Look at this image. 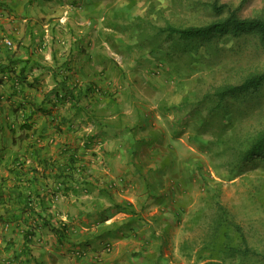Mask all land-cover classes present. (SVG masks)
I'll use <instances>...</instances> for the list:
<instances>
[{"label":"crops","instance_id":"0c3cea01","mask_svg":"<svg viewBox=\"0 0 264 264\" xmlns=\"http://www.w3.org/2000/svg\"><path fill=\"white\" fill-rule=\"evenodd\" d=\"M116 3L0 0V68H8L0 72V213L9 218L0 254L8 264L159 258L152 233L156 220L165 225V190L149 183L182 160L163 136L167 84L153 77L149 55L157 30H141Z\"/></svg>","mask_w":264,"mask_h":264},{"label":"rangeland","instance_id":"374dc122","mask_svg":"<svg viewBox=\"0 0 264 264\" xmlns=\"http://www.w3.org/2000/svg\"><path fill=\"white\" fill-rule=\"evenodd\" d=\"M100 1L117 5L121 2L140 18L141 30L147 25L149 30H157L149 55L154 60L153 77L160 76L167 84L163 95L159 93L166 113L163 136L182 162H169L165 165L167 176L149 183L152 192L160 191V184L165 190L160 205L165 225L156 220L152 233L155 252L159 254L156 264H160L162 256V264H264V211L256 202L258 197L264 201V167L249 169L245 167L250 164L247 163L235 169L242 153L264 130V85L256 93L226 98L221 103L214 96L217 90L238 85L249 75L264 71V41L248 35L182 42L158 34L168 26H204L230 11L241 19H264V0H218L219 14L211 8L212 0ZM154 133L155 144L161 139ZM217 203L242 228L249 246L259 256L207 259L208 248L214 244ZM6 222L9 218L0 213V235L1 224ZM199 252L202 260H198ZM8 261L1 253L0 264Z\"/></svg>","mask_w":264,"mask_h":264},{"label":"trees","instance_id":"16d2710c","mask_svg":"<svg viewBox=\"0 0 264 264\" xmlns=\"http://www.w3.org/2000/svg\"><path fill=\"white\" fill-rule=\"evenodd\" d=\"M218 0H212L211 8L216 14L221 11L220 7H217ZM160 34H165L169 38L176 37L178 41H209L213 38L223 39L225 37L239 38L243 36L253 35L259 37L261 41H264V19L263 18H244L238 17L236 12L230 11L223 18L214 20L213 22L199 27H185L177 28L168 26L165 30H160ZM7 66L1 67L0 72L7 70ZM264 85V71L261 73L251 74L245 78L238 85L226 86L217 90L214 94L219 99L218 103L223 102L226 98H231L237 95L241 97L248 95V93H256ZM60 91L63 93L62 97H69L77 103V95L73 93L72 89H69L65 83L57 84ZM56 97L57 94L55 93ZM75 98V99H74ZM237 98V97H235ZM249 169L255 168L257 165H263L264 167V130L252 140L249 147L242 153V156L238 163H236L235 169L240 165ZM260 204L261 209L264 211V201L261 197L256 200ZM116 210L123 209L116 207ZM217 215L214 222V244L208 248L209 256L207 259L211 261H222L225 259H247L250 256H259L260 254L254 247L249 246L248 237L243 232L242 228L231 220L228 211L222 207L219 203L216 204ZM53 234L61 240L64 236V232L61 229H51ZM205 253L204 251H202ZM198 260H202L204 257L200 254L197 255ZM264 261V256H262Z\"/></svg>","mask_w":264,"mask_h":264},{"label":"built area","instance_id":"2783aa9c","mask_svg":"<svg viewBox=\"0 0 264 264\" xmlns=\"http://www.w3.org/2000/svg\"><path fill=\"white\" fill-rule=\"evenodd\" d=\"M0 18H1V14H0Z\"/></svg>","mask_w":264,"mask_h":264}]
</instances>
